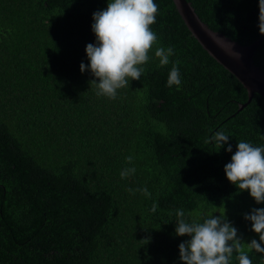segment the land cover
Segmentation results:
<instances>
[{
  "label": "trees",
  "instance_id": "trees-1",
  "mask_svg": "<svg viewBox=\"0 0 264 264\" xmlns=\"http://www.w3.org/2000/svg\"><path fill=\"white\" fill-rule=\"evenodd\" d=\"M186 1L241 45L262 37L258 0ZM108 2L0 0V264H182L180 209L186 220L223 215L245 243L259 241L244 214L264 204L224 168L240 140L264 146V99L239 111L247 91L203 50L173 0H154L150 26L174 49L169 65L151 51L139 81L127 78L115 100L97 96L80 65L96 43L93 13ZM177 60L179 90L167 87ZM254 62L264 71V40ZM221 129L232 153L204 143ZM128 167L135 174L121 179ZM145 186L150 198L127 191ZM248 255L264 264V254Z\"/></svg>",
  "mask_w": 264,
  "mask_h": 264
},
{
  "label": "clouds",
  "instance_id": "clouds-1",
  "mask_svg": "<svg viewBox=\"0 0 264 264\" xmlns=\"http://www.w3.org/2000/svg\"><path fill=\"white\" fill-rule=\"evenodd\" d=\"M258 4V28L260 35L264 36V0H258ZM158 8L154 0H109L106 10L93 13L92 31L96 43L86 46L89 65L82 62L80 70L81 73L90 70L95 77L90 86L95 87L97 96L115 100L119 90L128 87L130 81L127 78L139 81L146 63L152 60L151 51L161 67L169 65L174 49L159 46L157 33L150 28L157 22ZM204 31L228 57L237 62L243 59L234 42L209 29ZM179 64L177 60L172 65L167 78V87L175 86L177 90L182 84ZM204 143L214 144L219 150L227 145L226 151L233 152L229 135L223 129L206 136ZM126 160L131 164L133 157L128 156ZM224 171L229 182L240 192L248 191L257 205L264 204V146L240 140ZM135 172V167L125 168L120 177L126 179ZM127 191L151 197L146 186L128 188ZM156 208L157 205L153 204L152 211L155 212ZM176 215V235L188 237L179 245L182 264H232L234 256L239 264H252L249 251L264 254V208H253L244 214V219L251 222V230L259 236V241L252 239L250 243L243 241L238 229L223 215L209 216L202 222L186 220L183 209L177 210Z\"/></svg>",
  "mask_w": 264,
  "mask_h": 264
},
{
  "label": "water",
  "instance_id": "water-1",
  "mask_svg": "<svg viewBox=\"0 0 264 264\" xmlns=\"http://www.w3.org/2000/svg\"><path fill=\"white\" fill-rule=\"evenodd\" d=\"M173 2L185 26L203 50H205L210 57L220 64L226 71L232 74L239 84L247 91L248 101L240 106L239 111L250 104L256 94L264 99V71L254 62V55L263 42L264 36L258 38L252 44L241 45L223 33L212 30L200 19L192 4L188 1L173 0ZM205 28L217 32L220 37L227 38L229 41L234 42L236 50L242 53L243 59L237 62L228 57L208 38L204 31Z\"/></svg>",
  "mask_w": 264,
  "mask_h": 264
}]
</instances>
